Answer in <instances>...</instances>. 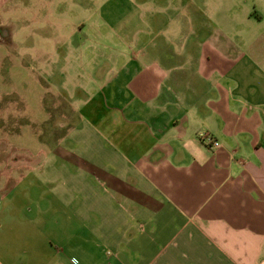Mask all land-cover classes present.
I'll use <instances>...</instances> for the list:
<instances>
[{
  "label": "crops",
  "instance_id": "obj_1",
  "mask_svg": "<svg viewBox=\"0 0 264 264\" xmlns=\"http://www.w3.org/2000/svg\"><path fill=\"white\" fill-rule=\"evenodd\" d=\"M184 3L181 30L151 35L149 21L135 48L120 34L99 68L82 61L89 95L60 88L82 146L54 149L50 199L22 179L42 193L21 215L34 227L8 230L0 264H264V0L232 9L228 31L219 7ZM13 5L0 0L1 36ZM92 39L74 41L76 63Z\"/></svg>",
  "mask_w": 264,
  "mask_h": 264
},
{
  "label": "rangeland",
  "instance_id": "obj_2",
  "mask_svg": "<svg viewBox=\"0 0 264 264\" xmlns=\"http://www.w3.org/2000/svg\"><path fill=\"white\" fill-rule=\"evenodd\" d=\"M202 1L205 5L221 9L218 20L225 31L230 29L227 22L230 11L251 3V0ZM16 2L14 0L12 11L7 12L9 21L5 28L9 32L5 36L0 35L2 240L11 228L34 227L31 221L25 225L27 221L21 215L28 216L27 208H31L28 214L37 212L36 205L42 193L35 188L30 191L23 188L25 181L40 182L44 187L43 195L51 197L54 149L68 151L82 146L78 145V141H83V137L67 134L69 127L78 121V113L68 96L77 98V94L89 95L86 92L89 86L85 84L88 74L82 64L87 63L90 67L93 57L92 64L99 68L101 61L98 57L109 49L106 39L116 41V35H124L126 39L123 42L135 48V43L128 41L130 36L135 31L144 32L149 21L157 25L152 27L151 35L158 32L164 36L170 32L171 25L181 30L176 24H179L181 17L183 20L181 8L185 4V0H20L17 7ZM150 8L154 9V16L149 13ZM234 30L240 32V29ZM146 34L149 35L148 31ZM89 36L93 38L92 42L82 44L83 47L80 45L79 49L84 60H77L79 63H76L74 41L85 42ZM113 44V50L118 48L119 52H127V45ZM63 55L69 58L65 73L59 70ZM63 80L65 82L61 85ZM77 81L81 85L80 93L76 91ZM62 87L68 96L60 91ZM59 138L63 142L58 143ZM24 177L26 180L22 181ZM15 183L16 189L12 188ZM10 204L16 206L12 211L13 220H10L8 213ZM17 215L21 219H17Z\"/></svg>",
  "mask_w": 264,
  "mask_h": 264
},
{
  "label": "built area",
  "instance_id": "obj_3",
  "mask_svg": "<svg viewBox=\"0 0 264 264\" xmlns=\"http://www.w3.org/2000/svg\"><path fill=\"white\" fill-rule=\"evenodd\" d=\"M199 137L202 141H204L206 144L210 145L211 147H218L220 145L219 141L209 133H200Z\"/></svg>",
  "mask_w": 264,
  "mask_h": 264
}]
</instances>
